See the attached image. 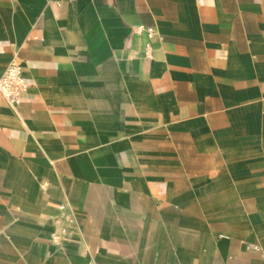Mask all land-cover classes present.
Segmentation results:
<instances>
[{
	"label": "crops",
	"instance_id": "crops-1",
	"mask_svg": "<svg viewBox=\"0 0 264 264\" xmlns=\"http://www.w3.org/2000/svg\"><path fill=\"white\" fill-rule=\"evenodd\" d=\"M12 61L0 264H264V0H0Z\"/></svg>",
	"mask_w": 264,
	"mask_h": 264
},
{
	"label": "built area",
	"instance_id": "built-area-1",
	"mask_svg": "<svg viewBox=\"0 0 264 264\" xmlns=\"http://www.w3.org/2000/svg\"><path fill=\"white\" fill-rule=\"evenodd\" d=\"M136 30L147 31L149 35L154 32L152 27H145L143 25L137 26ZM147 52L150 53V46L147 44ZM28 82L23 75L22 66L12 61L8 66L0 71V93L3 98L12 106H17L20 103L21 96L27 91ZM60 209L64 210L65 205L61 204ZM70 216H67L68 219ZM64 233V230L62 231ZM60 234L52 233V241L58 243L60 240ZM256 248V246H254Z\"/></svg>",
	"mask_w": 264,
	"mask_h": 264
}]
</instances>
